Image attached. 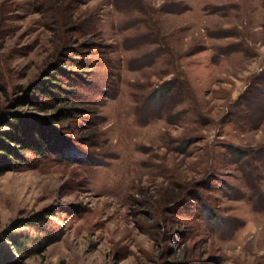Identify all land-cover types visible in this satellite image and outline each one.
Instances as JSON below:
<instances>
[{"label":"rangeland","instance_id":"374dc122","mask_svg":"<svg viewBox=\"0 0 264 264\" xmlns=\"http://www.w3.org/2000/svg\"><path fill=\"white\" fill-rule=\"evenodd\" d=\"M69 51L72 158L0 174L59 235L20 264H264V0H0V112Z\"/></svg>","mask_w":264,"mask_h":264},{"label":"trees","instance_id":"16d2710c","mask_svg":"<svg viewBox=\"0 0 264 264\" xmlns=\"http://www.w3.org/2000/svg\"><path fill=\"white\" fill-rule=\"evenodd\" d=\"M69 52L73 55L67 59L55 57L47 62L0 112V174L49 158H72L67 142L70 138L65 137L62 124L84 110L77 88L80 74L87 71L82 63L74 62L79 60L76 53ZM40 215L18 218L0 231V264H20L58 240L59 235L41 225ZM21 228H32L35 235L18 231Z\"/></svg>","mask_w":264,"mask_h":264}]
</instances>
